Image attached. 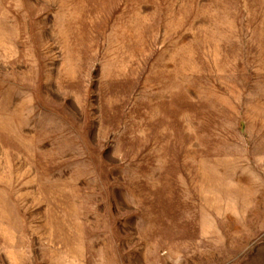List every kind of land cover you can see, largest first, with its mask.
<instances>
[{
    "label": "rangeland",
    "instance_id": "1",
    "mask_svg": "<svg viewBox=\"0 0 264 264\" xmlns=\"http://www.w3.org/2000/svg\"><path fill=\"white\" fill-rule=\"evenodd\" d=\"M0 264H264V0H0Z\"/></svg>",
    "mask_w": 264,
    "mask_h": 264
}]
</instances>
